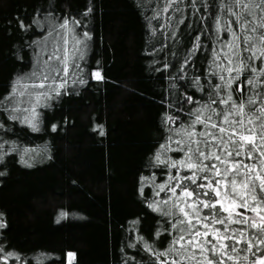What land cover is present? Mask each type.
Instances as JSON below:
<instances>
[{
	"label": "trees",
	"instance_id": "obj_1",
	"mask_svg": "<svg viewBox=\"0 0 264 264\" xmlns=\"http://www.w3.org/2000/svg\"><path fill=\"white\" fill-rule=\"evenodd\" d=\"M166 3L167 0H0V97L9 91L17 74L29 70L24 64L32 59L26 47L28 36L17 24L19 18L28 19L34 12L43 14L44 10L54 9L57 17L82 20L84 27L76 32L82 36L87 30L90 35L85 60L79 61L86 62L88 83L71 85L70 78L71 94L62 96L53 107L37 109L41 112L40 131L33 132L16 123L15 134L5 137L16 141L19 151L9 153L0 163V171L5 173L0 176V220L7 225L0 229V241L30 259L31 264H37V259L42 264H123L133 255L139 260L146 256L143 249L126 246L137 244L141 236L149 242L156 241L161 249L168 246L170 237H156L160 218L142 202L139 188L142 174L157 171L147 164L164 134L163 113L176 95L175 90L172 96L168 91V72L175 75V69L163 70L165 61L177 64L178 60L174 55L178 45L170 33L183 30V43L188 46L194 38L188 32L202 36L203 48L197 53L196 66H189L188 73L203 69L206 77L213 48L220 57L217 63L226 65L224 54L232 39L223 29L219 32L223 48L221 42L213 43L207 38L209 26L216 32L211 13L215 10L221 23L235 18L214 8L204 11L201 20L192 0H181L179 7L192 26L189 29L178 24L181 15L173 7L163 10ZM204 3L220 5L221 0H196V9ZM86 8L92 11L85 17ZM233 30L240 32L239 26ZM39 31L33 39H41ZM57 44L63 55L62 41L57 39ZM162 45L170 51L153 52V46L161 49ZM67 48L70 53L74 49L71 39ZM52 49L50 42L42 57L46 59ZM21 51L28 53L24 62L17 59ZM180 53L182 62L183 48ZM95 69L100 70L103 79L91 78ZM202 82L207 83V79ZM243 85L247 89L246 80ZM234 86L239 87V82ZM195 95L199 99L201 93ZM3 119L0 116V121ZM52 124L57 125L56 131ZM21 155L27 163L21 161ZM159 179L166 177L161 175ZM145 191L152 196L150 186ZM122 249H126L127 257ZM70 252L75 255L69 256Z\"/></svg>",
	"mask_w": 264,
	"mask_h": 264
},
{
	"label": "snow or ice",
	"instance_id": "obj_2",
	"mask_svg": "<svg viewBox=\"0 0 264 264\" xmlns=\"http://www.w3.org/2000/svg\"><path fill=\"white\" fill-rule=\"evenodd\" d=\"M180 2L167 0L163 10L173 7L181 15L178 24L190 29L192 26L183 18ZM192 4L194 12L200 11L201 20L204 11L214 8L235 18L221 23L213 10L215 34L211 26L208 28L207 38L213 43L221 42V29L232 37L224 54L227 64L217 63L220 57L213 48L207 76L203 69L189 75V66H196L197 53L203 48L202 36L188 32V36L194 37L188 46L183 43V30L170 33L178 45L174 53L178 60L177 64L165 61L163 70L175 69V75L168 72L171 84L168 91L169 96L173 90L176 95L163 113L164 134L147 164L149 169L157 171L142 174L139 188L142 202L160 218L156 237L166 234L170 239L168 246L161 249L156 241L138 237L137 244L126 247L138 251L142 248L146 256L138 260L133 255L124 259L123 264L130 261L131 264H146V261L147 264H264V0H228L227 3L221 0L220 5L204 3L201 9H196V0ZM54 11L34 12L31 18L17 20L19 29L28 36L26 47L31 50L32 59L24 64L29 70L17 74L9 91L0 97V116L4 117L0 121V163L9 153L19 151L16 141L5 139L10 133L15 134L13 125L19 123L33 132L40 131L41 112L37 109L53 107L62 96L71 94L70 78L71 85H85L89 81L86 62H79L85 60L89 32L85 30L81 36L76 29L84 27L82 20L66 15L57 17ZM91 11L86 8L84 16ZM234 26H239V34L234 32ZM38 29L40 40L32 38ZM57 39L64 46L63 55L59 54ZM70 39L74 42L71 53L67 48ZM50 42L52 52L44 59L42 53ZM161 51L170 49L167 45L161 49L153 46L154 53ZM27 55L21 51L17 59L24 62ZM91 78L103 79L99 69L91 71ZM204 79L207 83L202 82ZM243 80L247 81V89ZM237 82L239 87L234 86ZM196 93H201L199 99ZM51 127L57 130L56 124ZM27 152L24 149V154ZM20 159L27 163L24 155ZM3 175L0 171V176ZM161 175L166 179L160 180ZM149 186L151 197L145 191ZM6 227L0 220V229ZM122 251L127 257L126 249ZM42 256L47 258L45 254ZM0 264H31V260L9 250L0 241ZM37 264L42 261L37 259Z\"/></svg>",
	"mask_w": 264,
	"mask_h": 264
}]
</instances>
